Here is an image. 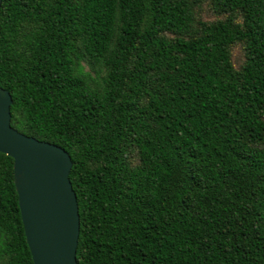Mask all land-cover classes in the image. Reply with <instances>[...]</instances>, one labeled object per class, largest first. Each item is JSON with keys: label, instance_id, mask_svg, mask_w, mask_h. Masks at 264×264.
I'll return each instance as SVG.
<instances>
[{"label": "trees", "instance_id": "trees-1", "mask_svg": "<svg viewBox=\"0 0 264 264\" xmlns=\"http://www.w3.org/2000/svg\"><path fill=\"white\" fill-rule=\"evenodd\" d=\"M0 87L70 156L76 264H264V0H1ZM11 163L0 264H32Z\"/></svg>", "mask_w": 264, "mask_h": 264}, {"label": "water", "instance_id": "water-1", "mask_svg": "<svg viewBox=\"0 0 264 264\" xmlns=\"http://www.w3.org/2000/svg\"><path fill=\"white\" fill-rule=\"evenodd\" d=\"M10 103V94L0 87V152L12 159V180L32 264H76L79 217L68 178L70 156L59 145L11 127Z\"/></svg>", "mask_w": 264, "mask_h": 264}, {"label": "rangeland", "instance_id": "rangeland-1", "mask_svg": "<svg viewBox=\"0 0 264 264\" xmlns=\"http://www.w3.org/2000/svg\"><path fill=\"white\" fill-rule=\"evenodd\" d=\"M233 53H234L235 59H238V61H239L240 51L238 50V48H234Z\"/></svg>", "mask_w": 264, "mask_h": 264}]
</instances>
